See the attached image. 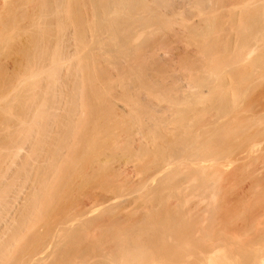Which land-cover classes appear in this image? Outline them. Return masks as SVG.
Listing matches in <instances>:
<instances>
[{"label":"bare ground","instance_id":"6f19581e","mask_svg":"<svg viewBox=\"0 0 264 264\" xmlns=\"http://www.w3.org/2000/svg\"><path fill=\"white\" fill-rule=\"evenodd\" d=\"M0 26V264H264V0H0Z\"/></svg>","mask_w":264,"mask_h":264},{"label":"rangeland","instance_id":"374dc122","mask_svg":"<svg viewBox=\"0 0 264 264\" xmlns=\"http://www.w3.org/2000/svg\"><path fill=\"white\" fill-rule=\"evenodd\" d=\"M1 27V26H0ZM1 31V30H0ZM2 34H4V36L2 35ZM0 38H2L3 40H1V42H0V64H2L3 66L2 67H4L5 69H7L8 68V71L10 70V72H11V69H14L13 67H14V63H13V61H14V59H16V57H17V52H15L16 50H17V48H16V50H15V48L14 47H17V45L19 46V43H17V40L19 39V41H20V38H18L17 40H16V43H15V46H13L14 45V42L15 41H13L12 42V40L13 39H9V40H11V43H10V41L8 40V38H7V36H6V34L4 33V32H1L0 33ZM5 36H6V38H5ZM5 38V39H4ZM13 38V37H12ZM22 39H24V37L22 38ZM22 39H21V41H22ZM18 41V42H19ZM6 42V43H5ZM2 43H3V45H2ZM5 43V44H4ZM10 43V44H9ZM8 45V46H7ZM10 46V47H9ZM11 46H13V48L11 47ZM12 48V49H11ZM9 49V50H8ZM13 49H14V52H13ZM11 50V51H10ZM8 51H10V53L8 52ZM7 52V53H6ZM4 53V54H3ZM6 53V54H5ZM16 53V54H15ZM10 68V69H9ZM260 87L262 88V89H260ZM257 89H258V91H257ZM258 94V95H257ZM258 96L259 98H260V96H261V98H263V100L262 101H264V97H262V96H264V78H263V80L261 81V84H260V86L258 85L257 86V88H256V90H255V92H254V96ZM255 96V97H256ZM244 105V104H243ZM261 140V139H260ZM263 140V139H262ZM261 140V141H262ZM230 163H232L231 165L229 164V162H228V164H227V166L229 167V171L231 170V169H235V165H236V163L235 162H230ZM235 163V164H234ZM234 164V165H233ZM233 165V166H232ZM226 166V167H227ZM136 167V166H135ZM139 167V166H138ZM137 167V168H138ZM232 167V168H231ZM136 169V168H135ZM137 171L139 170V168L138 169H136ZM232 171V170H231ZM231 171H230V174H229V176H228V181H227V183H229V181L231 182V183H229V185H231L234 189H237V190H239V188L242 186V185H245L246 187H248V183L246 184L245 182H247L246 181V179H245V181H244V179H242L240 182L238 181V183H237V181L235 180V179H237L236 178V175H235V173L234 172H232V174L234 175L233 177L231 176L232 174H231ZM235 171V170H234ZM133 172V171H132ZM135 173V172H134ZM138 174H141V175H143L142 174V172L140 173V170H139V173ZM138 176V175H137ZM140 176V175H139ZM138 176V177H139ZM234 179V180H233ZM236 181V182H235ZM225 182V181H224ZM242 182V183H241ZM237 184V185H236ZM238 185L240 186V187H238ZM231 187V188H232ZM238 187V188H237ZM242 187H244V186H242ZM241 187V188H242ZM246 187H244V188H246ZM124 191H121V194H117V199L120 201V203H123L124 204V202H126V201H124L123 202V200H124V198L125 199H127V197L129 198V194L128 193H123ZM131 195H132V193H131ZM234 195V194H233ZM234 197V196H233ZM119 203V202H118ZM123 204H120V205H123ZM98 210H100V209H98ZM98 212V213H97ZM100 211H96V213H95V211H94V217H95V215H98L99 216V214H101V213H99ZM102 212V211H101ZM92 216H93V214H92ZM97 217V216H96ZM246 248V247H245ZM248 248V247H247ZM235 256H236V254H235ZM237 257H238V254H237ZM51 261V259H48V261H46L47 263H49Z\"/></svg>","mask_w":264,"mask_h":264}]
</instances>
